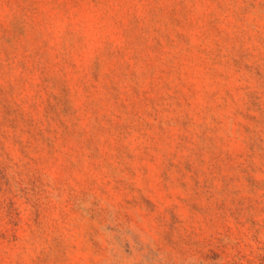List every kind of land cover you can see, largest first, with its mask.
I'll return each mask as SVG.
<instances>
[{"label": "rangeland", "instance_id": "1", "mask_svg": "<svg viewBox=\"0 0 264 264\" xmlns=\"http://www.w3.org/2000/svg\"><path fill=\"white\" fill-rule=\"evenodd\" d=\"M0 264H264V0H0Z\"/></svg>", "mask_w": 264, "mask_h": 264}]
</instances>
